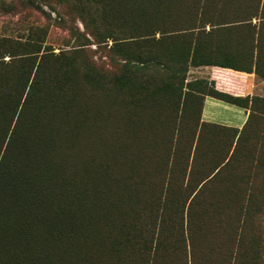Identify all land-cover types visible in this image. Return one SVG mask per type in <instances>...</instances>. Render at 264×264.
<instances>
[{
  "label": "trees",
  "instance_id": "1",
  "mask_svg": "<svg viewBox=\"0 0 264 264\" xmlns=\"http://www.w3.org/2000/svg\"><path fill=\"white\" fill-rule=\"evenodd\" d=\"M59 2L117 69L83 44L55 53L48 25L0 36V264H264V97L205 86L191 138L172 81L264 80V0ZM243 29L248 49L218 56ZM205 96L249 109L245 125L201 121Z\"/></svg>",
  "mask_w": 264,
  "mask_h": 264
},
{
  "label": "rangeland",
  "instance_id": "2",
  "mask_svg": "<svg viewBox=\"0 0 264 264\" xmlns=\"http://www.w3.org/2000/svg\"><path fill=\"white\" fill-rule=\"evenodd\" d=\"M37 6H41L42 11L37 9ZM46 25L49 26L46 45H49L55 53H58L60 50H70L75 46L83 44L85 54L89 58L98 60V65L103 71L108 72L109 69H112V71L117 69V65L114 61L110 60V54L108 53V48L112 45V42L107 40V48H104L105 43L101 44L102 49L97 48L95 39L87 34L80 18L65 3H60L59 0H0V36L18 39L19 37H23L29 29ZM206 30H209V27H206ZM237 33H232V37H234V41L237 38L240 40V46L224 43L222 47L223 53L218 56H222L223 54L235 58V54L237 56L249 46L247 40H241L240 37H243V34L239 37V32ZM242 33L245 32L242 31ZM212 48L219 47L213 46ZM216 54L212 53L214 57L211 58L213 60H220ZM204 58L209 59V57ZM216 67L189 66L185 72L179 75L176 74L172 80L177 86L181 83L183 84L180 102L186 106V109H182L184 111V121L181 126L187 127L190 130L191 138L199 131L195 126L200 111V101L197 102L195 99L196 97L201 98L198 91L204 89L205 86L216 89V82L223 77L225 78V73L239 74V72L230 69L220 68L221 71L218 69L219 67ZM250 74L252 75L245 78L247 95L250 98L264 97V80L257 77L254 73ZM240 75L243 76L244 74ZM196 81H200L202 84H196ZM189 84H191L190 87L188 86ZM184 92L189 93L185 95ZM260 124V120H257V124L254 126L260 128ZM202 133H205V136L208 138H212L213 136H215L214 138L224 137V133H220L218 130H210V128L203 129ZM211 134L214 135L210 136ZM225 135L232 136L229 132H226ZM139 202L141 203V200Z\"/></svg>",
  "mask_w": 264,
  "mask_h": 264
},
{
  "label": "crops",
  "instance_id": "3",
  "mask_svg": "<svg viewBox=\"0 0 264 264\" xmlns=\"http://www.w3.org/2000/svg\"><path fill=\"white\" fill-rule=\"evenodd\" d=\"M258 23L259 20L257 19V17L256 18L253 17L252 24H258ZM242 31H244L245 33H242ZM255 32H256L255 37L256 39H258L257 36L261 32V30L260 31L256 30ZM242 34L243 37H240L242 36ZM249 34H253V33H248L246 29L240 30L239 37L241 38V40L248 41ZM262 34L264 35V30H262ZM240 74H244V75L242 76ZM251 75L252 74L246 72H239V74L225 73L224 74L225 78L223 77L220 80H218V82H216V86H217L216 89H218L223 93L232 95L234 97H243V96L246 97L248 95L246 92L247 86H246L245 78L246 76H251ZM249 113L250 112L248 109L223 102L221 100L215 99L210 96H205V98L203 99V106L201 110V121L205 123H211L225 127L241 129L245 125Z\"/></svg>",
  "mask_w": 264,
  "mask_h": 264
}]
</instances>
